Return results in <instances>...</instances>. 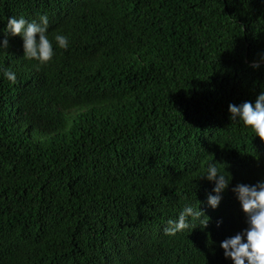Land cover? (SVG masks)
<instances>
[{
	"label": "trees",
	"instance_id": "trees-1",
	"mask_svg": "<svg viewBox=\"0 0 264 264\" xmlns=\"http://www.w3.org/2000/svg\"><path fill=\"white\" fill-rule=\"evenodd\" d=\"M41 15L47 65L19 37L0 51V264H232V189L264 180V142L228 106L264 91V0H0V39ZM212 162L231 176L215 209ZM185 205L207 227L165 236Z\"/></svg>",
	"mask_w": 264,
	"mask_h": 264
},
{
	"label": "clouds",
	"instance_id": "clouds-1",
	"mask_svg": "<svg viewBox=\"0 0 264 264\" xmlns=\"http://www.w3.org/2000/svg\"><path fill=\"white\" fill-rule=\"evenodd\" d=\"M49 19L47 15H41L37 21H27L23 16L9 17L6 27L3 29V39H0V51L9 47L8 37H19L24 60L35 61V67L47 65L54 57V45L48 36ZM55 47L61 50L69 48V38L64 34L54 36ZM264 62V54L253 64L258 68ZM2 76L10 84H15L16 73L10 68L2 71ZM230 119L241 123L254 138L264 142V91H261L255 102H244L228 106ZM204 177L209 182H214L213 195L207 196V205L215 209L221 200V194L228 189L231 176L221 171L217 163H209L204 169ZM232 192L245 216L246 228L230 238L224 239L219 247L223 256L231 260L232 264H264V180L254 185L237 184ZM198 207L185 205L178 217L169 219L163 228L165 236H174L189 228L192 222L198 221L203 228L207 227L209 218L198 210ZM219 221L217 226H219Z\"/></svg>",
	"mask_w": 264,
	"mask_h": 264
}]
</instances>
